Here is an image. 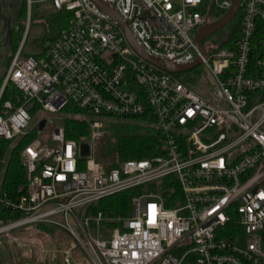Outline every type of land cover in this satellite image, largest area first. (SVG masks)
Instances as JSON below:
<instances>
[{
	"label": "built area",
	"instance_id": "built-area-1",
	"mask_svg": "<svg viewBox=\"0 0 264 264\" xmlns=\"http://www.w3.org/2000/svg\"><path fill=\"white\" fill-rule=\"evenodd\" d=\"M50 1L69 14L67 27L39 55H24L21 45L0 90V142L21 145L38 134L21 151L15 194L0 186V236L53 226L91 264H264V0H239V28L218 47L206 40V58L196 34L231 0H105L149 55L181 66L200 61L186 76L144 61L90 0ZM200 66L212 87L196 91ZM9 84L18 94L3 102ZM70 103L89 117L85 142L53 126L51 116ZM114 120L154 128L159 154L107 170L96 150ZM130 190L140 192L129 216L93 210Z\"/></svg>",
	"mask_w": 264,
	"mask_h": 264
},
{
	"label": "rangeland",
	"instance_id": "rangeland-1",
	"mask_svg": "<svg viewBox=\"0 0 264 264\" xmlns=\"http://www.w3.org/2000/svg\"><path fill=\"white\" fill-rule=\"evenodd\" d=\"M21 1L0 0V20L5 18L8 21L5 22V25H2V21H0V81L2 80V82L7 72V66L10 63L11 50L6 40V34L9 30L20 24L25 26L22 41L24 55H39L42 51L43 42L54 37L56 34L54 28H46L42 24L43 20L52 14V3L49 0H26L27 18L20 21L18 14ZM29 1H32V3L29 4ZM32 16L33 23L31 22ZM216 20L215 16L211 18V22H215ZM233 27L234 25L231 23L228 28L220 31L206 42V46L218 47L221 42L217 41V39L222 35L233 32L235 29ZM197 72L199 79L191 88L198 91L200 87L205 85L212 87L203 66H200ZM187 74H181V76H186ZM51 118L54 120L53 126H62L65 116L56 114L52 115ZM77 118L89 120L87 114H82L79 117L77 116ZM35 121H37V118ZM117 123L140 124L147 127L142 122L119 120L109 121L108 127ZM47 137L48 134L46 133L42 139L47 141ZM3 147L4 155L3 159L0 160V164L3 166L2 170L5 172L13 152L17 150L19 145L4 142ZM148 191L149 193L156 194V184L151 185ZM0 257L3 260V264H23L27 262L65 264L64 260L66 257H70L72 264H91L80 247H75L73 238L67 232L47 225L33 226L0 236Z\"/></svg>",
	"mask_w": 264,
	"mask_h": 264
},
{
	"label": "trees",
	"instance_id": "trees-1",
	"mask_svg": "<svg viewBox=\"0 0 264 264\" xmlns=\"http://www.w3.org/2000/svg\"><path fill=\"white\" fill-rule=\"evenodd\" d=\"M27 18V2L22 0L20 4V10L18 19L26 20ZM69 14L55 13L54 15L45 18L42 22L46 28H54L56 34L54 37L43 42V45L48 41H54L58 38L60 33L67 27L69 21ZM240 14L232 22L233 28H239ZM33 23V16L31 17ZM227 26L226 28H228ZM23 24L11 29L9 33L8 46L11 50L10 63L13 56L18 52L23 41L24 35ZM43 48V47H42ZM7 66V69L10 65ZM181 78V76H178ZM2 80L0 81V90L2 88ZM18 92L12 84H9L3 95L2 101L11 100ZM82 114H86L85 111L74 105L68 104L60 113L65 118L62 122V127L65 130V136L67 140H73L77 142H85L88 139L90 133L89 123L86 120L79 119ZM56 126V125H55ZM54 126V127H55ZM58 126V125H57ZM56 126V127H57ZM107 135L103 141L99 144L96 150V161L106 167L107 170L118 168L121 163L128 160H143L157 156L160 152L163 140L161 135L152 127H146L140 124L132 123H117L112 124L106 129ZM38 134L32 135L25 139L21 145L13 152L9 163L5 169L2 170L0 164V186L4 191H7L11 195H14L17 188L23 183L24 175L20 162V154L25 145L37 138ZM3 143L0 142L1 155L0 160L3 159ZM139 190H130L125 193L118 194L116 196L104 199L99 204L94 206L93 210L96 212H103L108 218L127 217L132 212V199L135 194L139 193ZM0 264H3V260L0 257Z\"/></svg>",
	"mask_w": 264,
	"mask_h": 264
},
{
	"label": "water",
	"instance_id": "water-1",
	"mask_svg": "<svg viewBox=\"0 0 264 264\" xmlns=\"http://www.w3.org/2000/svg\"><path fill=\"white\" fill-rule=\"evenodd\" d=\"M95 7H97L102 13H104L113 23H115L118 28L122 30L125 34L129 44L134 49V51L147 63L153 65L154 67L158 68L159 70L166 72L172 75H180L186 72H190L193 69L197 68L200 65V61H196L193 64L181 66L174 64L167 60H160L155 58L148 53H146L139 43L137 42L135 36L132 33L131 27L126 24L116 9L105 2V0H90ZM240 3L239 0H231V8L229 11L219 20L215 22L209 23L203 28H201L196 34V44L202 54L203 58H206L207 52L205 48V41L215 35L216 33L222 31L227 26H229L236 16L239 13ZM48 120H44L40 123L38 133L41 134L43 130L47 127ZM81 155L83 157L89 156V147L86 144H83L81 147Z\"/></svg>",
	"mask_w": 264,
	"mask_h": 264
},
{
	"label": "flooded vegetation",
	"instance_id": "flooded-vegetation-1",
	"mask_svg": "<svg viewBox=\"0 0 264 264\" xmlns=\"http://www.w3.org/2000/svg\"><path fill=\"white\" fill-rule=\"evenodd\" d=\"M3 19V18H2ZM5 22H8L5 18L3 19ZM10 31L11 30H9L8 32H7V34H6V32H5V34H6V40H7V44L9 43V33H10ZM217 34V33H216ZM215 34V35H216ZM214 36V35H213ZM212 36V37H213ZM212 37H210L209 39H207V42L212 38ZM6 43V42H5Z\"/></svg>",
	"mask_w": 264,
	"mask_h": 264
},
{
	"label": "crops",
	"instance_id": "crops-1",
	"mask_svg": "<svg viewBox=\"0 0 264 264\" xmlns=\"http://www.w3.org/2000/svg\"><path fill=\"white\" fill-rule=\"evenodd\" d=\"M50 1V0H49ZM32 2V1H31ZM51 2V1H50ZM51 9H52V14L51 15H54L55 14V11H54V9H53V6H51ZM50 15V16H51ZM0 21H2V25H5V21L3 20V19H1ZM4 28H5V26H4ZM22 45V44H21Z\"/></svg>",
	"mask_w": 264,
	"mask_h": 264
}]
</instances>
